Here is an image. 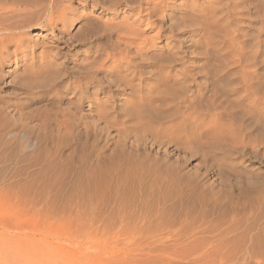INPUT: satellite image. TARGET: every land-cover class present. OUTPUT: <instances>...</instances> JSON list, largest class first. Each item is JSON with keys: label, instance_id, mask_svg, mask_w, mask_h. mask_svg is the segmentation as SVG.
<instances>
[{"label": "rangeland", "instance_id": "1", "mask_svg": "<svg viewBox=\"0 0 264 264\" xmlns=\"http://www.w3.org/2000/svg\"><path fill=\"white\" fill-rule=\"evenodd\" d=\"M0 30V264H264V0H0Z\"/></svg>", "mask_w": 264, "mask_h": 264}, {"label": "bare ground", "instance_id": "2", "mask_svg": "<svg viewBox=\"0 0 264 264\" xmlns=\"http://www.w3.org/2000/svg\"><path fill=\"white\" fill-rule=\"evenodd\" d=\"M63 17V16H62ZM65 18V17H64ZM53 28V27H52ZM1 31V30H0ZM3 32H4V30H3ZM3 33H0V42L3 44V43H5L6 42V38L5 37H3L4 35H2ZM11 35L13 34V33H10ZM9 36V35H8ZM14 35H12V37H13ZM8 38V37H7ZM11 38V37H10ZM12 39V38H11ZM8 41H9V38H8ZM13 41V40H12Z\"/></svg>", "mask_w": 264, "mask_h": 264}]
</instances>
